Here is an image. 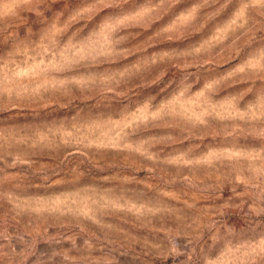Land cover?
<instances>
[{
    "label": "rangeland",
    "instance_id": "obj_1",
    "mask_svg": "<svg viewBox=\"0 0 264 264\" xmlns=\"http://www.w3.org/2000/svg\"><path fill=\"white\" fill-rule=\"evenodd\" d=\"M0 264H264V0H0Z\"/></svg>",
    "mask_w": 264,
    "mask_h": 264
}]
</instances>
